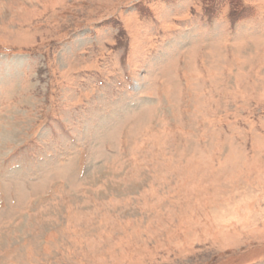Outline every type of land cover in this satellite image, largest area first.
<instances>
[{
    "label": "rangeland",
    "instance_id": "obj_1",
    "mask_svg": "<svg viewBox=\"0 0 264 264\" xmlns=\"http://www.w3.org/2000/svg\"><path fill=\"white\" fill-rule=\"evenodd\" d=\"M0 264H264V0H0Z\"/></svg>",
    "mask_w": 264,
    "mask_h": 264
}]
</instances>
